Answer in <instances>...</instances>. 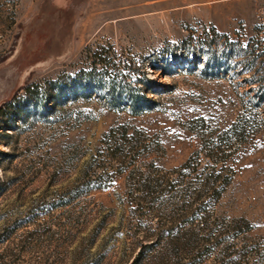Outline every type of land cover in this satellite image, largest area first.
Wrapping results in <instances>:
<instances>
[{"label":"rangeland","instance_id":"1","mask_svg":"<svg viewBox=\"0 0 264 264\" xmlns=\"http://www.w3.org/2000/svg\"><path fill=\"white\" fill-rule=\"evenodd\" d=\"M0 264H264V0H0Z\"/></svg>","mask_w":264,"mask_h":264},{"label":"trees","instance_id":"2","mask_svg":"<svg viewBox=\"0 0 264 264\" xmlns=\"http://www.w3.org/2000/svg\"><path fill=\"white\" fill-rule=\"evenodd\" d=\"M102 53L95 52L93 54V59H94V70L92 74V79L93 80H99L100 83H103V80L106 78H110V75L112 76V70L116 68L114 65L112 66L109 64L103 57ZM98 65H103L105 68L104 72H97V66ZM105 75H107L105 77ZM117 77H120L121 80L116 79ZM132 80L133 83L129 82ZM148 82V80H147ZM140 84L139 82H137ZM135 81V77L132 75V73H129L128 75H123L120 73L119 75H115V78L112 79V81L108 82L106 84L107 89L111 91L112 94H120L127 95V97L131 100V104L129 105L130 111L135 114L139 115L143 112V110H148L152 106V102L149 101L148 99L144 98L143 101H139L141 99V89L140 87H137ZM147 102V103H146Z\"/></svg>","mask_w":264,"mask_h":264}]
</instances>
